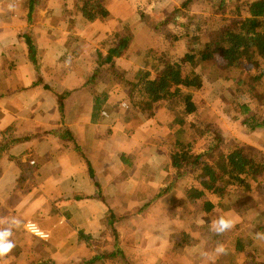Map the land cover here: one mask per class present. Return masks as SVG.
I'll list each match as a JSON object with an SVG mask.
<instances>
[{"label": "crops", "instance_id": "0c3cea01", "mask_svg": "<svg viewBox=\"0 0 264 264\" xmlns=\"http://www.w3.org/2000/svg\"><path fill=\"white\" fill-rule=\"evenodd\" d=\"M29 1L0 0V220L15 216L47 237L14 229L16 247L0 264H83L112 251L104 222L109 209L118 219L122 253L99 264H264L256 256L264 250L254 239L225 244L226 236L212 232L210 224L227 214L243 220L247 232L264 231L252 224L257 201L238 200L230 207L231 195L221 191V183L215 184L217 192L208 191L211 182L202 186L183 164L188 148L172 162L179 139L169 135L172 122L160 124L139 113L123 119L111 112L105 118L107 91L118 84L107 61L123 74L119 83L126 82L139 60L134 50L145 49L140 37L153 33L137 9L127 0H99L109 15L88 20L82 9L87 0H31L32 6ZM27 28L36 67L29 60ZM125 42L126 50L116 52ZM98 90H105L107 102L93 123ZM56 95L64 96L63 113ZM138 119L139 128L149 123L146 130L131 129ZM221 243L227 254L216 256Z\"/></svg>", "mask_w": 264, "mask_h": 264}, {"label": "rangeland", "instance_id": "374dc122", "mask_svg": "<svg viewBox=\"0 0 264 264\" xmlns=\"http://www.w3.org/2000/svg\"><path fill=\"white\" fill-rule=\"evenodd\" d=\"M97 1L101 6H104L99 0ZM127 1L134 9H137L140 21L145 22L147 29L149 28L150 31H153L151 33L153 35L151 36L148 33L146 36L140 37L141 44L145 49L134 50V54L137 55V58L139 56V60L137 59L134 62V68L128 69L127 75L130 78L126 82L123 80L122 83H119V78L123 74H120L121 72L115 69L113 63L107 67L109 72L114 73V81L118 84L111 91H107L111 96V101H109L110 104L104 110L105 118L110 117L112 115L111 112L115 113L117 117L123 116V119L125 117L131 119L132 116L138 117V110L135 107L142 103V99L139 96L130 99L128 96L130 85L136 79L135 74L144 70L151 73L154 78L155 70L160 64L165 62L179 63L180 59H184L185 55L195 49L198 44H208L212 41L216 32L229 26L232 19L229 10L237 5L239 0H226L225 7L221 9H219L218 3L213 0H144V5L139 4L137 7H135L136 3H132L134 0ZM168 17H171V20L167 25H162L163 21ZM156 25L159 26L156 27ZM113 36L112 34L110 38H107V41H113ZM123 37L129 42L130 31L125 30ZM103 42H106V40H103ZM124 45V50H126L128 47L127 43L125 42ZM109 53H111L110 50ZM181 65L184 66V69L190 68L188 63H182ZM118 66L121 69L120 63ZM195 71L203 82L202 88L193 94L192 101L196 110L193 113H187L183 106L176 101H171L168 104L164 103L162 107H158L157 117L152 119L160 124L167 121L172 122L169 124V135L174 136L175 139L179 137L178 141L184 138L187 131L191 130L193 137L186 140V144L190 147L183 150L185 153L181 156L183 161L199 159V167L194 170L191 176L208 173L209 167L214 163L215 159L221 153H226L235 143H239V145L244 147V153L247 157H252L255 154L264 157V132L245 133L240 126L242 116L238 106V102H245L254 113L264 116V91L259 92V88L262 85L257 87L252 82V78L260 74L257 64L252 63L230 71L226 67L199 63ZM238 78L246 82L240 86L237 84ZM104 87L102 86L101 88L103 89ZM103 91L105 90H98L95 94H103ZM125 98L129 99V107L126 111H122V108L125 107L123 106ZM120 102L121 104H119ZM61 104L63 106V101H61ZM115 105L117 106L115 107ZM114 109L119 113L125 112V114L119 115L114 112ZM137 121L139 119L132 124L131 129L134 130L138 126L136 124ZM148 125L149 123L146 122L143 128H139V126L138 128L146 130ZM216 140H219L220 144L214 147L212 153L207 152L208 147ZM183 164L186 165V162H183ZM212 172L217 179L214 183H210L211 187L208 191L217 192L215 184L221 183L224 189L221 191H228L231 195L230 207L238 200L244 201L245 204L246 202L251 203L252 199L256 200V218L252 224L256 228L259 224L264 226V214H261L264 211V173L259 175L258 184L252 183L247 188H239L237 185L230 183L231 181L228 179L218 176L216 169L212 170ZM241 208L243 207L241 206ZM233 220L236 232L235 228H233L232 232L230 230L223 234L227 238L224 242L225 244L234 238V240L243 245L247 236H249L250 241L255 240L253 238V233H255L253 229L255 228L250 227V232H247V226L241 225L243 220ZM249 225L251 226V224ZM101 241L97 242V245H102ZM255 241L259 248L264 250V240ZM256 256H258L259 261H264V251L258 252Z\"/></svg>", "mask_w": 264, "mask_h": 264}, {"label": "trees", "instance_id": "16d2710c", "mask_svg": "<svg viewBox=\"0 0 264 264\" xmlns=\"http://www.w3.org/2000/svg\"><path fill=\"white\" fill-rule=\"evenodd\" d=\"M136 1L138 0H134L132 3ZM213 1L218 3L219 9L225 7L227 3L226 0ZM139 3L140 5H144L142 0ZM32 4L30 0L29 5L32 6ZM82 9L88 20H95L100 17L104 18L109 15L97 0L85 1ZM229 12L232 15L229 26L216 32L212 41L208 44H198L195 49L185 55L184 59H180L179 63L165 62L160 64L155 70L154 78L151 76V73L144 70L138 71L135 74L136 79L130 85L128 96L130 99L137 96L142 99V103L137 105L135 109L145 119L149 120L157 117V108L171 101H176L183 106L187 113H193L196 110L194 102L192 101L193 94L203 86L201 77L195 71L199 63H209L217 67H226L230 71H234L237 67L256 63L260 74L253 77L252 82L257 87L262 85L259 88V92L264 91V0H239L237 5L230 9ZM170 18H166L162 25H167L171 20ZM24 38L28 48L29 60L36 67V50L31 40L29 28L26 29ZM122 46L124 49L125 45L120 43L116 52L120 51ZM107 63L111 64L112 61L108 60ZM180 63H188L190 68L184 69V66ZM237 80V84L240 86L246 82L241 78ZM63 97L62 95H56L61 113H63V106L61 104ZM124 100L128 105L129 99L125 98ZM106 102V94L93 95V123L99 120ZM238 104L240 115L242 116L240 126L243 131L247 134H252L256 131L264 132V116L254 113L245 102H238ZM192 137L193 133L189 130L183 139L173 143L172 148L176 156L172 162H176L179 150L190 147L186 144V140ZM217 144H220L219 140L213 142L208 147L207 152L212 153V150ZM183 162H186V167L189 168L188 172L194 171L199 167L198 158L194 161ZM214 169L218 171V176L228 179L233 185H237L239 188H247L252 183H259V175L264 173V157L259 154L247 157L244 153V147L239 145V143H235L226 153H221L215 159L214 163L209 167L208 173L198 176L199 183L202 186L205 187L210 182L214 183L217 179L212 172ZM89 176L94 181L95 175L90 166ZM165 192L166 190H163L160 194ZM190 194L191 192H189V196H191ZM203 203L209 205L208 201H203ZM104 222L107 231L109 230L113 238L114 249L103 255H94L90 259L83 261V264H99L103 259L111 258L113 255L122 253L117 250V244H119L116 233L118 219H116V214L113 210H108ZM215 237L213 234L209 235L211 240H215Z\"/></svg>", "mask_w": 264, "mask_h": 264}, {"label": "clouds", "instance_id": "9594fccd", "mask_svg": "<svg viewBox=\"0 0 264 264\" xmlns=\"http://www.w3.org/2000/svg\"><path fill=\"white\" fill-rule=\"evenodd\" d=\"M177 19L179 20V18ZM65 63L69 64L70 58L66 60ZM210 224L211 231L217 235H223L224 233L232 230L235 226L234 220L229 218L227 214L213 217ZM21 227L34 229L35 225L25 224L21 219L15 216L6 218L5 220H0V260H4L5 258L11 259L10 254L16 247L15 242L12 239L14 229H19ZM253 238L255 240H264V232L257 231L253 233ZM213 254L216 256L225 255L227 254V249L222 243L218 244L214 249ZM203 255L208 256L209 254L205 252Z\"/></svg>", "mask_w": 264, "mask_h": 264}, {"label": "built area", "instance_id": "2783aa9c", "mask_svg": "<svg viewBox=\"0 0 264 264\" xmlns=\"http://www.w3.org/2000/svg\"><path fill=\"white\" fill-rule=\"evenodd\" d=\"M124 102V103H123ZM123 106H127V103H126V101L125 100H123ZM124 107V108H125ZM25 229H26V231L27 232H29L30 234H32V235H34V236H36V237H39V238H46L47 236H45V235H43V233L35 226V228L34 229H31V228H26L25 227Z\"/></svg>", "mask_w": 264, "mask_h": 264}]
</instances>
